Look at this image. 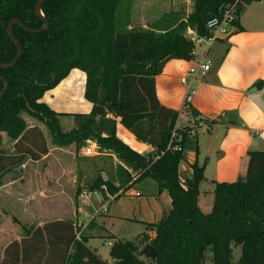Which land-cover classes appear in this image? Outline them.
Returning <instances> with one entry per match:
<instances>
[{"label": "trees", "instance_id": "1", "mask_svg": "<svg viewBox=\"0 0 264 264\" xmlns=\"http://www.w3.org/2000/svg\"><path fill=\"white\" fill-rule=\"evenodd\" d=\"M252 1L194 0L187 19L165 32L145 28L119 32L120 0H46L41 8L45 18L36 12L40 0H0V65L12 63L18 55L7 31L12 20L30 29H42L49 22L48 29L38 33L12 26L23 52L13 66L0 67V93L3 78L8 81L0 97V183L13 167L49 152L45 142L32 140L24 147L35 129L28 126L24 117L28 114L47 126L58 147L75 144L80 149L93 140L100 152L117 156L121 163L116 177L99 174L87 184L90 191L99 190L103 200L107 192L121 198V189L126 192L147 177L157 181L159 194L166 190L172 200V209L159 222L147 223L152 234L146 231L139 240L113 242L112 261L89 246L88 236L81 233L77 239V219L59 218L24 225L22 239L5 248L0 264H206L209 251L214 264H264V150L248 153L245 178L216 183L212 208L204 212L200 185L206 179V163L196 161L190 177L180 172L187 150L199 151L196 130L177 127L179 111L163 105L156 88V78L169 60L193 58L195 44L186 35L188 29L210 35L208 21L235 3L234 25L240 26L241 12ZM74 69L86 74L84 96L92 104L88 113L59 112L43 100ZM184 110L198 115L188 103ZM65 116L75 119L71 130L62 125ZM118 123L153 151L142 154L124 142L117 134ZM3 133L15 142L14 153L2 149ZM149 243L158 250L156 260L142 257L141 246ZM236 248L241 249L237 260Z\"/></svg>", "mask_w": 264, "mask_h": 264}, {"label": "crops", "instance_id": "2", "mask_svg": "<svg viewBox=\"0 0 264 264\" xmlns=\"http://www.w3.org/2000/svg\"><path fill=\"white\" fill-rule=\"evenodd\" d=\"M175 6V1L165 6L155 5L158 8L154 16L155 24L148 26L147 12H149L148 8L153 7V5L144 4L142 8L148 10L141 15L142 27L156 32H165L173 28L177 25L175 21L171 20ZM136 17V12L135 14L132 11L129 13L126 18L128 29L133 28L132 21ZM239 24L240 26L232 28L225 38L216 40L206 51L208 58L212 61V67L208 73L199 75L195 79L198 93L190 104L198 114L197 116L184 110L188 87L182 83L181 79L187 74L189 68L196 66L202 57L200 54L202 55L206 49V45H202L205 48L199 51L197 60H169L163 72L156 78L160 102L180 113L177 127L189 125L196 130L199 151L196 153L194 147L187 150L186 159L180 165V172L182 177H190L193 173L192 165L196 161L201 165L206 163V179L200 185V207L202 210V198L211 199L212 202L208 208L211 210L213 192L217 182H234L244 178L248 167V153L264 150V143L255 137L257 131L264 130V0H255L245 4L239 17ZM72 73L77 76L82 74L81 80L84 85L80 100H83L85 113H88L92 109V104L86 100L85 96L83 97L86 74L79 69L72 70ZM72 79L73 77L70 79L67 77L61 84L69 83ZM43 100L49 102L45 97ZM59 112H65V110ZM117 134L124 142L142 154L153 151L152 146L139 142L134 134L120 123H118ZM101 154L112 155L117 160V164L121 163L115 154L108 152ZM101 175L105 179L108 178L105 171H102ZM118 181L116 179V184L119 186ZM11 183L10 181L8 184ZM204 184H208V188L203 190ZM9 190L11 191L10 188ZM25 190L23 188L22 191L18 190L19 192L16 191L15 193L12 189L14 194L11 193L13 195L8 194V196L11 195L13 199L18 200V204L22 208L18 207L16 203L9 202L8 211L10 209L15 210L17 207L22 210V214L30 213L31 206L28 203L30 195L29 192L25 193ZM120 193H124L121 198L115 199L114 197L110 201L103 200L102 196L98 195L101 198L99 202L102 208L93 213L84 211L82 208L78 209V214L84 212L85 219H88L86 221L82 216L78 218L79 223H81L80 232L89 237V246L104 260L108 261H112L110 249L113 242L118 239L136 241L141 239L142 233L146 231L152 234L153 231L147 229V223L159 222L164 214L172 209L169 193L164 190L159 194L158 183L151 177L133 184L127 192L121 189ZM108 203H110L109 208ZM104 206L107 207L106 211L103 210ZM99 215L115 218L118 222L135 224L137 226L135 232L137 239L129 240L116 229L114 232L113 230L110 231L109 249L107 256H104L101 250L94 247L90 242L92 237H95L94 228L98 223L96 220ZM74 216L77 215L74 214ZM14 229L12 226L2 230L12 232ZM90 230L91 232H88ZM21 239L22 236L10 240L3 249V256L5 248L12 241ZM240 255L241 252L239 257ZM142 257L147 258L144 255Z\"/></svg>", "mask_w": 264, "mask_h": 264}, {"label": "rangeland", "instance_id": "3", "mask_svg": "<svg viewBox=\"0 0 264 264\" xmlns=\"http://www.w3.org/2000/svg\"><path fill=\"white\" fill-rule=\"evenodd\" d=\"M174 1L176 6L171 20L178 24L187 19L188 15L193 11L194 0H120L117 11L118 31L124 32L130 30L126 26V22L128 21L126 18L131 11L133 14L136 12L137 16L133 19L134 21L131 20L132 29L143 28V23L140 22L142 21L141 15L146 13L148 9L147 24L148 26L154 25V16L158 10L155 5L165 6L172 4ZM144 4L153 5L155 8L143 9ZM188 33L189 29L186 31V35ZM204 48L205 46H200L199 51H202ZM72 77V86L70 82L62 83L53 91H48L44 97L48 99L49 105L56 111L65 110V112L70 113H85L83 100H80L82 99L80 95L82 94L84 85L81 80L82 74H79L80 78H78L76 74L73 75L71 72L68 79ZM24 117L28 126L35 128L28 135V139L25 140L24 147H28L32 140L37 141L39 145L45 142L49 152L47 155L42 154L39 160L26 159L22 165L13 167L2 178V182L0 183V262L2 261L5 245L10 240L23 236L24 225H43L45 222L55 219L72 217L73 219H77L79 223L78 218L81 216L87 221L88 219H85L84 212L78 214V209L82 208L84 211L91 213L96 210L98 211L102 208L99 202L101 198L95 194H90L86 197H82V194L78 196V191L82 190L81 193H83L85 190H89L87 184L92 183L102 171H105L106 175L111 178L117 175L116 169L118 162L112 155L96 154L86 156L83 152L85 147L90 146L88 141L80 149L75 144L67 147H58L52 143L51 134L44 123L28 114H24ZM61 120L65 130H71L75 126L73 116H65ZM40 131L43 133V137L40 136ZM2 149L9 153L15 152V142L6 133L2 134ZM33 151H38V148L34 146ZM10 181L12 183L8 184ZM202 187L203 190L207 189L208 184H204ZM23 188L26 189L25 193L29 192L30 195L28 199L29 206H31L30 213L22 214V210L17 207L15 210L10 209L8 211L7 207L9 206V202L12 204L19 203L11 195L18 190L22 191ZM12 189H14V192ZM8 194L11 195L8 196ZM211 202L210 198H202L201 204L205 212L210 211L208 208ZM109 205L110 203L107 204L108 208ZM17 206L22 208L19 204ZM74 214L78 217H75ZM96 221L98 223L97 225L95 224L96 227L94 228L95 237H92L90 242L94 247L101 250L104 256H107L109 249V241L111 240V235H109L110 231L113 230L114 232L116 229L118 232H122L123 236L129 240L137 239L135 234L137 226L135 224L118 222L115 218L106 215H99ZM12 226L15 228L12 232L2 230L8 227L11 228ZM88 232H91V230ZM145 245H142L141 249ZM240 252V248L235 249V260L239 257ZM212 255L211 251L207 253L208 258L206 264H214L212 262Z\"/></svg>", "mask_w": 264, "mask_h": 264}, {"label": "built area", "instance_id": "4", "mask_svg": "<svg viewBox=\"0 0 264 264\" xmlns=\"http://www.w3.org/2000/svg\"><path fill=\"white\" fill-rule=\"evenodd\" d=\"M238 19L236 15V3L232 5L229 9H227L222 16H215L211 18L207 23V28L209 29L210 35L208 36H199L197 32L193 29H189V33L187 35L188 38H190L194 44L195 49L192 52L193 58L191 60H197L199 58V47L202 45H206L205 51L200 54L201 59L198 60L196 66H193L189 68L187 74L182 77L181 81L184 85L188 87L185 101L188 104H191L198 93L197 86L195 84V79L199 75H205L208 73L212 67V61L208 58L207 52L211 45L220 38H225L231 31L232 28L235 27L234 21ZM177 133L176 131L173 132L172 137H176ZM255 137L257 140L264 143V130L257 131L255 133ZM90 143V146L85 147L84 154L86 156H93L96 154H101L100 150L93 140H88ZM120 184V181H118ZM102 189L107 191V186L103 185ZM128 191V190H127ZM126 191V192H127ZM82 197L89 196L90 194L95 195H101V192L99 190L95 191H89L85 190L83 193H81ZM107 201L113 200L115 196L108 194L107 192ZM103 210H107V207L104 206ZM79 227H81V223H79ZM81 232L77 234V239H80Z\"/></svg>", "mask_w": 264, "mask_h": 264}, {"label": "water", "instance_id": "5", "mask_svg": "<svg viewBox=\"0 0 264 264\" xmlns=\"http://www.w3.org/2000/svg\"><path fill=\"white\" fill-rule=\"evenodd\" d=\"M44 1H46V0H40V2L36 6L37 14L43 18H45V17H44V14L42 13L41 8H42V4L44 3ZM14 24H19L22 28H24L25 30L32 32V33L41 32L43 30L48 29V27H49L48 21H46L45 27H43L42 29H30V28H27L25 25H23L17 19L12 20L8 26L7 31H8L10 39L18 46V55L12 63L0 65V67H2V68H9V67L13 66L15 63H17L18 59L21 57L22 52H23L22 45L19 43V41L14 37V35L12 33V26ZM3 81H4V88H3L2 92L0 93V97L4 94V92L8 86V81L5 78H3ZM142 255H144L147 258L156 260L158 257V250L155 246H153L152 244L149 243V244L145 245V247L142 249Z\"/></svg>", "mask_w": 264, "mask_h": 264}, {"label": "bare ground", "instance_id": "6", "mask_svg": "<svg viewBox=\"0 0 264 264\" xmlns=\"http://www.w3.org/2000/svg\"><path fill=\"white\" fill-rule=\"evenodd\" d=\"M78 78H80L79 75H78ZM71 81L73 82V80H70V84H71V86H72V82H71ZM82 84H84L83 81H82Z\"/></svg>", "mask_w": 264, "mask_h": 264}]
</instances>
